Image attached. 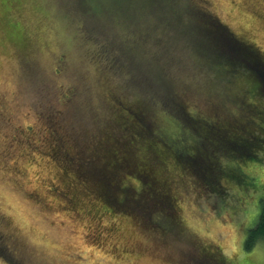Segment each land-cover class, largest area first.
<instances>
[{
  "label": "rangeland",
  "instance_id": "rangeland-1",
  "mask_svg": "<svg viewBox=\"0 0 264 264\" xmlns=\"http://www.w3.org/2000/svg\"><path fill=\"white\" fill-rule=\"evenodd\" d=\"M205 18L242 53L212 47ZM248 49L264 89V0H0L4 264H264V238L244 246L264 194V94L233 71ZM129 144L167 179L169 210L111 207L121 194L76 173L117 157L122 177Z\"/></svg>",
  "mask_w": 264,
  "mask_h": 264
},
{
  "label": "trees",
  "instance_id": "trees-1",
  "mask_svg": "<svg viewBox=\"0 0 264 264\" xmlns=\"http://www.w3.org/2000/svg\"><path fill=\"white\" fill-rule=\"evenodd\" d=\"M204 12L206 14L211 13L209 11H204ZM203 27L206 29V31H208L211 34V38L208 39L212 44L211 46L214 47L216 50L219 51L230 50V52L232 53L231 55H237L242 53L241 48L243 49L245 45L233 39L230 35H228L225 29L223 28V26H221V24L215 21L213 18L211 19V21L208 18H205V23H203ZM248 51L250 57L249 58L243 57L244 60L241 59L242 61L240 60L239 63H237L235 67H233L235 69L233 71H237L240 66H242L244 69L251 68V74L259 81L260 91L262 94H264L263 82L260 77L255 76V75L260 76L261 73L255 71L254 67H252L254 63L252 58V52L249 49ZM230 58L231 57H229L228 59ZM257 58L254 59L255 64L264 65V63L262 62L263 59H259V58L257 59ZM246 59H249V62L251 64H247L246 61L248 60ZM116 94L117 93H114L112 95L113 99L116 102H118V104L119 103L125 104V101L122 99V97H118ZM130 113L137 116L138 112L132 110ZM258 119L259 122H261L259 123L260 125L258 126L261 132H264V125L262 124V120L259 117ZM141 123H144L145 129L148 128L147 130L149 131L152 130V128H150V123H146L144 121V118L142 119ZM244 132L246 134L248 130H245ZM152 134H154L153 130H152ZM239 137L241 141H244V136H239ZM60 147L63 148V151L65 150L66 152H68L67 149H64L63 146ZM135 148H136V144H129V149H126L133 164L132 165H130V163L128 164L130 168L128 169V172L122 174V177L114 176L118 171V169L115 166L118 165L117 163L119 162L122 163L120 160L118 162L117 157H115L113 161H110V163H105L101 167L91 166L89 169H85L84 167H82V165H75V167L79 166L75 168L76 173H79L81 175L84 174L88 175V173L91 174L93 176L92 178H94L97 181V183L95 184L97 188L99 187V182H101L103 185V189L99 193L102 192L104 194H107L110 190L115 193L121 194L120 198H115L113 199V201L110 200L109 196L104 197L105 203L111 207L114 206L118 208L126 207L124 209L132 210V211H136V210L146 211L151 209L153 203H157V201L154 202L153 199H155L158 200V202L160 203L167 202V204L165 205L169 210L170 209L169 207L171 205V203H169V199L171 197L169 196L170 192H168L169 185L167 179L164 178L162 175H159L158 171L156 172L150 161H148L147 163H136L133 155L135 152ZM152 153H153L152 155L154 156L153 158H156L158 165L163 163L162 158L161 156H159L158 151H153L152 149ZM115 155L117 156L118 152H115ZM67 160H69V158ZM106 172L110 175V177L113 178H111L110 181H107V184L105 185L104 180H99L97 177L103 179V176L105 175ZM224 173L227 176L238 175V173L235 171L234 166L233 168L232 167L224 168ZM125 176L127 177L125 178ZM129 177H134L137 180L136 181L137 183L135 184V182H133L131 179L128 180ZM146 196L147 198H144ZM151 198L153 203L151 202L150 204H147V201ZM259 238H264V194H262L259 197V210L257 213V218L254 224L250 226L246 232L244 239V246L246 248H249Z\"/></svg>",
  "mask_w": 264,
  "mask_h": 264
},
{
  "label": "snow or ice",
  "instance_id": "snow-or-ice-1",
  "mask_svg": "<svg viewBox=\"0 0 264 264\" xmlns=\"http://www.w3.org/2000/svg\"><path fill=\"white\" fill-rule=\"evenodd\" d=\"M59 2L70 8H78L82 0H59ZM6 259L7 257H5L3 253H0V264H4Z\"/></svg>",
  "mask_w": 264,
  "mask_h": 264
},
{
  "label": "flooded vegetation",
  "instance_id": "flooded-vegetation-1",
  "mask_svg": "<svg viewBox=\"0 0 264 264\" xmlns=\"http://www.w3.org/2000/svg\"><path fill=\"white\" fill-rule=\"evenodd\" d=\"M194 257H192L194 259L195 262H200L203 260L208 259L206 254H200V255H195L193 254Z\"/></svg>",
  "mask_w": 264,
  "mask_h": 264
}]
</instances>
